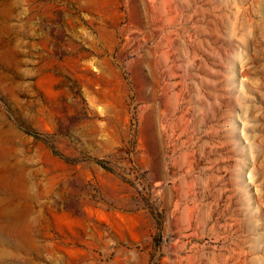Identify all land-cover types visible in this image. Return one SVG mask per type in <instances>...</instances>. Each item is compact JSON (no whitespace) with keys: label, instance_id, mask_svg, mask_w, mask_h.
<instances>
[{"label":"rangeland","instance_id":"rangeland-1","mask_svg":"<svg viewBox=\"0 0 264 264\" xmlns=\"http://www.w3.org/2000/svg\"><path fill=\"white\" fill-rule=\"evenodd\" d=\"M0 264H264V0H0Z\"/></svg>","mask_w":264,"mask_h":264}]
</instances>
